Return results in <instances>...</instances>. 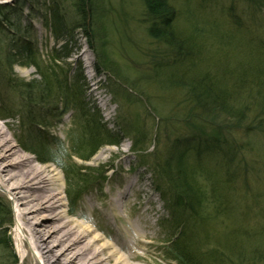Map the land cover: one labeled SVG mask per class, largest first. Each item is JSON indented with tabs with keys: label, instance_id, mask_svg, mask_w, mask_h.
Listing matches in <instances>:
<instances>
[{
	"label": "rangeland",
	"instance_id": "1",
	"mask_svg": "<svg viewBox=\"0 0 264 264\" xmlns=\"http://www.w3.org/2000/svg\"><path fill=\"white\" fill-rule=\"evenodd\" d=\"M5 1L7 0H0V3ZM57 3L61 8V19L72 32H65L58 38L51 11L53 0H34L27 4L30 9L25 8L22 20L23 25H32L34 34L29 40L36 43L41 60L46 66L51 65V57L68 42L66 52H59L58 55L61 57L67 53L69 56L59 65L70 72V81L73 82L77 75L82 77L84 103L99 111L103 123L108 124L110 130L125 134L123 145L104 146L87 162L71 157L70 144L77 127L74 125V111L70 109L65 112L67 109L64 104H58L54 96L51 98L53 106L49 108L42 105L43 114L49 115L43 137L48 135L56 143H63L66 147L63 152L65 167H73L75 171L82 169L84 172L81 176L90 178V181L80 183L86 192L79 204L71 209L67 200V180L73 187L77 185L75 174L69 173L66 179V174L57 165L40 164L35 155L22 149L17 141V136L22 135L18 118L6 121L0 119L6 130L1 139L9 140L8 143L14 146L13 149L19 156L26 154L35 159L33 165H51L56 169L63 179V211L68 213V219L91 220L96 225H102L99 229L105 233L107 228H124L123 223L110 218L109 208L113 197L125 190L129 182H136L129 198L122 197L121 219L124 222L134 221L145 227L151 234L152 242L145 246V251H140L147 256L145 262L135 261L131 264H182L175 260L170 246L175 250L177 247L184 249L187 254H197L201 257L199 264H264V259H261L263 255L258 250L255 251L259 249L262 252V248L264 250V131H237L232 136V139H237L236 146H239L240 151L232 160L231 155L224 158L234 162L230 172L234 185L224 188L210 182L216 179L225 181L228 178V168L224 165L223 155L207 156L203 164H199L206 173L199 170L190 179L194 185L193 192L201 194L196 212L185 210L182 205L176 208L173 203L176 198L184 197L182 192L172 185V180L164 175L159 179L155 174L158 165L162 164V157L169 152L173 138L180 134L191 135L195 130L187 125V121L182 120L184 112L187 113L186 109H181L180 115L173 113L176 102L179 101L177 93L172 90L175 88L169 91L161 89L164 84H159L152 74L154 63L150 56L157 51L166 52V47L148 36L149 26L145 21L144 6L140 0H93L97 12L92 28L97 32L98 29L104 32L91 37L95 47L92 50L89 45L90 37L83 29L77 28L80 18L76 13L74 0H59ZM171 3L177 10V24L183 35L187 37L193 34L195 37L194 27L204 30L199 43L204 45L203 53L207 50L205 55L209 58L215 53L212 56L214 64L222 61L223 57L218 60L221 53L217 52L221 50L229 56L230 69L238 66L241 70L244 65L237 61L243 56L264 57L262 50L258 49L263 43L259 40H264V9L260 12L261 7L257 6L259 12L255 14L251 5L253 3L249 0H171ZM14 4L15 0L9 1L10 6ZM237 23L249 26L250 31L236 30ZM193 52L197 57L196 48ZM102 53L108 60L106 68L99 60ZM115 72L123 80H127V86L121 84ZM6 75L4 77L0 74V89L3 92L0 93L11 104L19 105V96L12 93L11 89L5 90L4 78L10 77L8 73ZM11 75L14 80L30 82L36 79L41 82L34 66L16 65ZM230 78L235 79L232 75ZM248 92L250 90L247 88ZM145 98H149L148 101ZM248 103L253 106L255 102L249 100ZM54 114L58 117L50 116ZM139 126L147 133V144L145 152L137 153L131 149V130ZM177 129L182 132L178 134ZM203 130L204 135H212L216 124L209 127V124L203 122ZM226 136L230 137V134L227 133ZM84 146L81 154L87 157L90 148ZM99 153H102L101 157H98ZM243 159L247 164V175L240 168ZM2 163L3 160H0V164ZM173 175L177 176L175 168ZM244 180L248 182L247 186L244 185ZM0 203V216L8 221L4 230L0 231V240L7 233L13 252L18 257V264H42L30 245L26 244V238L23 241L27 245V253L23 259L20 256L14 235L16 203L1 185ZM79 215L83 218L79 219ZM146 220L149 221L148 225ZM6 245L0 244V264H6L11 254Z\"/></svg>",
	"mask_w": 264,
	"mask_h": 264
},
{
	"label": "trees",
	"instance_id": "2",
	"mask_svg": "<svg viewBox=\"0 0 264 264\" xmlns=\"http://www.w3.org/2000/svg\"><path fill=\"white\" fill-rule=\"evenodd\" d=\"M33 1L15 0L14 6L0 4V74L2 73L4 77H7L6 74L8 73L10 77L4 78L5 90L11 89V92L20 98L19 105H14L0 93V119L6 121L11 118H18L22 135L17 136V141L22 149L33 156L35 155L40 164L54 163L55 166L57 165L63 170L66 179H68L69 173L75 174L78 181L77 185L73 187L69 179L67 180L69 189L67 200H69L70 208L73 209L86 192L80 183L82 181L86 183L90 181V178L81 176L84 172L82 169L75 171L73 167H65L63 152L66 151V147L63 143L60 141L56 143L48 135H46L48 138L43 137L42 133L47 127L49 115L43 114L42 105H47L49 108L53 106L51 98L54 96L58 104H64L65 109H67L65 112L70 109L74 111V125L77 127L73 132L74 140L70 144L71 157H78L84 162L90 161L104 146L119 147L123 145L125 134L122 131L113 132L110 130L108 124L103 123L99 111L89 108L84 103L82 77L77 75L73 82L70 81V72L59 65L64 58L69 56L67 53L61 57L58 55L59 52L62 53L68 48V42L63 44L61 51H56L51 57L50 66H46L42 62L36 43L29 40L34 34L32 25L29 23L27 27L23 25L22 21L25 8H29L27 4ZM57 2L59 0H53L51 11L55 21L56 36L60 38L65 32H72V29L68 28L61 19V8L58 7ZM140 2L144 6L145 21L149 26L147 29L148 36L152 41H158L166 47V52L157 51L150 56L154 63L152 74L159 84H164L161 89L165 88L166 91H169V89L175 88L172 90L177 93L179 101L176 102L173 113L180 115L181 109H186L187 113L184 112L182 120L187 121V125L195 130V133L193 132L191 135H182L180 134L182 130L177 129L180 135L173 138L169 152H166L165 156L162 157V164L158 165L155 175L159 179L164 175L172 180V185L181 190L179 192H182L184 197L176 198L173 206L177 208L182 205L185 206V210L196 212L198 208L196 204L201 201V194L193 192L194 185L190 179L199 170L206 173L202 165L199 166V164H203L207 156L223 155L224 165L228 168V178L225 181L224 179H216L210 180V182H215L216 185H222L224 188L234 185L230 176L234 164L231 160L237 156L240 148L236 146L237 139H232V136H235L237 131H245V133L264 131V57L243 56L237 61L238 64L244 65L243 68L239 70L237 66L231 70L228 64L229 56L221 50V52L217 51L221 53L218 60L221 57L223 59L214 64L212 56L215 53L209 58L205 55L208 53L207 50L205 54L203 53L204 45L199 43V40L203 38L201 32L203 33L204 30L194 27L195 37L192 36L193 34L187 37L183 35L177 24V10L171 0H140ZM249 2L253 3L251 5L253 10H256H254L255 14L264 9V0H249ZM257 6L261 8L258 10ZM74 7L80 18V24L77 28L83 29L90 39L92 36H99L104 32L101 29H98L97 32L92 28L93 25L91 24L95 21V13L97 12L93 6V0H74ZM236 30L249 32L250 27L243 23H237ZM102 40L106 43L105 39ZM93 41L91 39L89 43L92 50L95 49ZM259 41L263 43L258 49H261L264 55V40ZM250 42L253 43L252 40ZM195 48L197 57L194 56L193 52ZM99 60L103 67L107 66L108 60L103 53L99 56ZM19 64L25 67L34 66L41 77V82L36 79L30 82L14 80L15 78L11 74L14 67ZM97 71H99L98 67ZM115 74L122 85H128L127 80H123L116 72ZM231 75L235 79L231 80ZM247 88L250 93H247ZM0 91L2 92L1 89ZM145 99L148 101L149 98ZM249 100H254L253 106L248 103ZM50 116L58 117L55 114ZM203 122L209 124V127L216 124V130L212 135H204ZM131 133H133L132 151L145 152L147 133H145L144 128L133 127ZM227 133L230 134V137L226 136ZM84 145L90 148L87 157L81 154ZM230 155L232 156L231 160H225L224 157ZM224 165L223 168H225ZM174 168L176 177L173 175ZM240 168L242 173L247 175V164L244 159L241 161ZM244 181V185L247 186L248 182ZM162 183L164 182L162 181ZM7 222L1 215L0 231L4 230ZM6 238L7 233L5 238L0 240V244H7L6 246L11 252L6 264H18V257L15 256L12 245H10V238ZM169 249H171V254L174 255L175 260L182 264H199V261L201 262V257L195 253L187 254L184 249L177 247L175 250L172 249V246ZM257 250L263 255L261 259H264L263 248L261 249L262 252L259 249L255 251Z\"/></svg>",
	"mask_w": 264,
	"mask_h": 264
},
{
	"label": "bare ground",
	"instance_id": "3",
	"mask_svg": "<svg viewBox=\"0 0 264 264\" xmlns=\"http://www.w3.org/2000/svg\"><path fill=\"white\" fill-rule=\"evenodd\" d=\"M5 132L0 122V139ZM1 140L0 160L4 163L0 164V185L16 203L15 245L22 259L28 243L42 264L145 262L147 256L140 251L152 242L151 234L139 223L121 219L122 197L129 198L136 182H129L125 190L113 197L109 208L110 218L123 223L124 228H107L105 233L99 229L102 225L91 220L68 219V213L63 211V179L56 169L51 165H33L35 159L26 154L19 156L9 140ZM145 223L148 225L149 221Z\"/></svg>",
	"mask_w": 264,
	"mask_h": 264
},
{
	"label": "water",
	"instance_id": "4",
	"mask_svg": "<svg viewBox=\"0 0 264 264\" xmlns=\"http://www.w3.org/2000/svg\"><path fill=\"white\" fill-rule=\"evenodd\" d=\"M5 3H9V1H5L3 4H5Z\"/></svg>",
	"mask_w": 264,
	"mask_h": 264
}]
</instances>
